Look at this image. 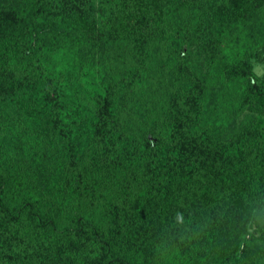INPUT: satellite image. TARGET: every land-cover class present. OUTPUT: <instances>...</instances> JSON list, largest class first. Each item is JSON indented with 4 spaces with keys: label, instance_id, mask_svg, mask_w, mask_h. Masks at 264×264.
Wrapping results in <instances>:
<instances>
[{
    "label": "trees",
    "instance_id": "1",
    "mask_svg": "<svg viewBox=\"0 0 264 264\" xmlns=\"http://www.w3.org/2000/svg\"><path fill=\"white\" fill-rule=\"evenodd\" d=\"M263 59L264 0H0V264H264Z\"/></svg>",
    "mask_w": 264,
    "mask_h": 264
},
{
    "label": "rangeland",
    "instance_id": "2",
    "mask_svg": "<svg viewBox=\"0 0 264 264\" xmlns=\"http://www.w3.org/2000/svg\"><path fill=\"white\" fill-rule=\"evenodd\" d=\"M114 50H112L111 52H109L110 47L109 48H103L102 50V62L103 64L107 65L109 68H121V66L126 65L129 61V54L126 51L124 46H121L120 48H113ZM195 53V52H193ZM192 53V54H193ZM165 56V55H163ZM161 56V61L163 62H168L166 59H168V57H166V59ZM199 59H201V57L199 55H195L193 54V60L198 61ZM253 70L256 73V75H258L261 78H264V59L261 62H256L253 61ZM167 73L166 72L163 77H161L160 79H156V81L158 82L156 85L159 87L158 89H160L159 91H157V96L158 99L160 98V96L162 94H165V85L167 84V82L165 81V78L167 77ZM155 85L153 84V87ZM212 102H210L208 105H206V108H204L205 113H209L210 108H211ZM139 111V109L137 108V106L135 107L132 106L129 110V112H127V117L129 119V122L134 121L135 120V115L136 112ZM242 119V117H239V121ZM239 121L236 122H231L230 124H228V126H231L233 129V126L239 127L240 123Z\"/></svg>",
    "mask_w": 264,
    "mask_h": 264
}]
</instances>
